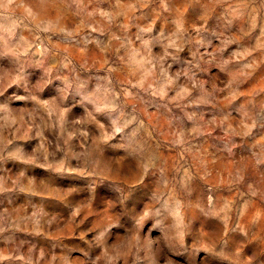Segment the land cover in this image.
<instances>
[{
  "label": "clouds",
  "instance_id": "clouds-1",
  "mask_svg": "<svg viewBox=\"0 0 264 264\" xmlns=\"http://www.w3.org/2000/svg\"><path fill=\"white\" fill-rule=\"evenodd\" d=\"M104 2L31 0L34 11L20 15L23 0H0V65L7 62L9 68L6 75H0V242L7 243L0 248V264H49L44 249L34 255L28 237L44 235L59 224L56 220L41 224L40 214L30 209L40 205L45 211H60L49 209V201L41 197L48 185L59 187L68 173L78 174L73 185L77 192L69 203L90 198L91 207L71 210L63 205L77 229V243L51 234L48 247L52 252L79 255L84 264H250L242 246L253 241L258 247L264 245V223L259 214L246 220L241 212L242 169L234 167L227 176L218 177L217 161L203 145L219 128L223 135L212 137L210 145L218 157L234 159L248 150L250 142L264 151V104L250 101L238 124L227 117L218 120L209 112L207 119L202 116L189 127L169 114L176 109L183 112L202 105L218 109L231 104L228 96L221 99L226 89H205V81L197 74L210 76L211 67L202 69V63L211 65L219 56L224 65H242L239 75L252 65L244 53L224 59L221 47L207 59L194 55L196 62L189 61L175 74L169 69L185 43L201 46L205 36L209 44L214 39L223 42L224 33L237 22L245 35L259 28L264 50V0H191L208 10L227 5L220 31L209 26L208 11L199 16V27L187 26L184 13L171 7L169 0H114L110 13L99 11ZM164 13L172 17L174 29L165 37L164 55L155 56L156 20ZM131 26L137 29L135 39H121ZM25 31L33 37L30 46ZM86 31L108 33L110 43L102 51L116 59L106 61L102 73L84 71L76 76L88 61L81 58L74 63L68 53ZM53 37L64 47L54 44ZM42 42L48 46L42 48ZM50 56L62 59L53 63ZM39 77L50 82L54 98L41 99L42 87L34 83ZM233 83L235 77L226 86L228 91ZM7 91L11 94L5 96ZM15 104L24 107L13 110ZM156 104L167 113L157 112ZM57 115L68 117L72 132H66L63 119L52 123ZM89 126L90 131H81ZM40 128L59 133L56 144L48 141L51 151L29 153L14 144ZM74 135L82 143L70 148ZM197 141L201 147L193 150ZM166 151L176 155L165 156ZM58 157L71 160L76 167L54 168L50 161ZM9 165L16 168L15 179L4 174L10 171ZM37 168L47 175L38 177ZM101 190L107 193L103 198ZM247 190L249 204L251 197L264 200V181L247 184ZM25 247L26 252L22 251Z\"/></svg>",
  "mask_w": 264,
  "mask_h": 264
},
{
  "label": "rangeland",
  "instance_id": "rangeland-1",
  "mask_svg": "<svg viewBox=\"0 0 264 264\" xmlns=\"http://www.w3.org/2000/svg\"><path fill=\"white\" fill-rule=\"evenodd\" d=\"M169 3L170 6L175 8L178 12L184 13V21L187 26H191L193 29L199 27V16L203 15L205 11H208L210 15V19L208 20L209 26L216 27L217 31L221 30L219 27L221 23L220 18L223 13L227 11V5H218L214 9L208 10L204 9L199 4L192 3L191 0H169ZM113 5L114 0H106V2L99 5V11L110 13L113 9ZM88 10L92 11L93 7L89 6ZM33 11L34 9L31 6V0H23V6L19 9L18 14L28 15ZM145 11H149L153 17L156 16V13L151 10ZM171 19L172 17H170L168 13H164L156 20L155 30L157 35L153 37L152 46V53L155 56L164 55L163 44L166 42L165 37L171 35L174 29ZM241 28L242 25L240 22L234 23L231 29L224 33L223 42L220 39H214L209 44L207 42V37L205 36V43L201 46H196L192 43H185L184 50L179 54V59L175 63H172V66L169 69L170 74H175L176 72L186 68L189 61L195 63L196 60H194V55L197 58L204 56L205 59H207L209 55L216 53L217 49L221 47L224 48L222 53L224 59L233 57L237 53L246 54L245 59L252 66L244 70L243 75H239L240 71L242 70V65H224L222 62H220L219 56L217 57V61L213 62L211 65H206L203 63L201 64L202 69L211 67L210 76H204L202 73L197 74L198 78L205 81V89L210 91L213 86L220 89H226V91L221 94V99H223L224 96H228V98L231 100V104H227L226 106L218 109L211 108L210 106L206 105H202L199 109H187L183 112H181L179 109H176L173 110V112L169 115L177 117L180 122L187 124L189 127L198 124L202 116L207 119V113L209 112L212 115H215L218 120H223L227 117L229 121L234 120L238 124L244 119V113L248 110L250 101L254 104H264V50L261 49L262 42L260 39V30L257 28L255 31L251 32V34L245 35ZM243 28L246 30L247 25H243ZM136 31V27L131 26L129 34L127 36H121V33L118 30L115 28L112 29V32L117 36H121V39H135ZM161 32L164 33L163 37L160 36ZM24 35L28 41V45L30 46L33 37L30 36L27 31L24 32ZM53 43L57 44L60 48L64 47V45L60 44L55 37H53ZM109 43L110 36L108 33H105L103 36H101L98 33H91L89 31L85 32V35L81 40L73 42L72 51L68 53V55L73 58V62L77 63L81 58H84L88 61V66L86 68L78 69L75 75L79 76L84 71L102 73L105 69L106 61L111 63L116 59L115 55L102 51V49L108 46ZM47 46V42L41 43L42 48ZM77 49H83V51H78ZM121 55H123V51H121ZM61 59L62 57L58 56L49 57V60L53 63H56ZM169 62L171 63L170 59ZM8 71L9 68L7 62H5L3 65H0V75H6ZM233 77H235V83L232 84L231 90L228 91L226 86L229 84V81L233 79ZM120 79H124L123 74H121ZM34 83L38 87H42L41 99L54 98L56 95V92L53 90V88L49 86L50 82H46L45 78H36ZM55 83L59 84L60 82L56 81ZM10 94L11 92L7 91L4 95L8 96ZM0 99H2V97H0ZM69 102H71V94H69ZM233 105L236 106L235 111L232 110ZM11 107L13 110H19L24 106L15 104ZM154 108L157 112H160L163 109V111L167 113V109H165L161 104L154 105ZM53 110L55 111L54 107ZM76 112L80 113L81 110L77 109ZM189 117H191V121H189ZM61 119L64 120L66 132H72L73 129H71L67 124V116L61 118L59 115H57L56 121H53L52 123H56ZM233 126H235V124ZM90 128L91 126H89V128L81 129V131H90ZM37 133H39V135H37ZM218 135H223V131L219 128L212 132L208 143L203 145V147L207 149L209 157L217 161L215 164L216 175L218 177L220 175L227 176L228 172L234 167H240L244 177L241 185V192L244 193V195L238 200L241 206V212L246 220H250L259 214L261 222L264 223V200H260L258 197H251L249 204L250 194L247 190V184L264 181V151H262L259 147L254 146V142H250L248 145V150L242 155H237L234 159H226L223 156L218 157L216 152L210 146L211 138ZM58 138L59 133L53 129L40 128L30 132L26 138L15 141L14 144L17 147H23L29 153L46 148L51 151L48 141H51L52 144H56ZM236 140L239 142V138H236ZM81 143L82 138L79 135H74L69 147H79ZM225 143H227V141H225ZM192 147L193 150H195L201 147V144L199 141H197ZM235 151L239 153L240 149H236ZM56 155L58 156V153ZM164 155L174 157L176 153L166 151ZM50 163L54 168L57 169L65 165L76 167V165L73 164L71 160H65L63 157L52 159ZM9 169L10 171H6L4 174L6 176H11L12 179H15L17 175L16 168L12 165H9ZM36 173L38 177H44L47 175V172L39 168L36 169ZM67 175L69 178L61 181L59 187L55 185H48L46 188V195L41 197V199H47L49 201V209L60 208V211H45V209L40 205H34L30 209L31 211H36L40 214L39 222L41 224H45L51 220H56L59 224L58 228L47 229L44 235H34L28 237V239L32 241L30 246L34 249V255L37 254L41 249H44V251L48 253L49 264H57V258H59L60 264H84L81 256L79 255L69 256L66 253L59 251L52 252L48 247L51 234L59 236L69 244L77 243V229L71 222L70 214L63 211V205L68 204L71 210H75L81 205L88 208L91 207L90 198H84L71 204L69 203L73 200V196L77 192V189L73 187V185L76 183L74 177H76L78 174L68 173ZM105 195H107L106 191L101 190L100 197L103 198ZM232 196H235L234 192L232 193ZM57 201H59V203H57ZM9 211H11V209H9ZM4 247H7V243L0 242V248ZM242 247L246 255L249 257L250 264H258V261L264 262V245H260L258 247L256 242L253 241L243 245ZM22 251L26 252L27 248H23ZM5 264H20V262L5 261ZM119 264H123V261H119Z\"/></svg>",
  "mask_w": 264,
  "mask_h": 264
}]
</instances>
